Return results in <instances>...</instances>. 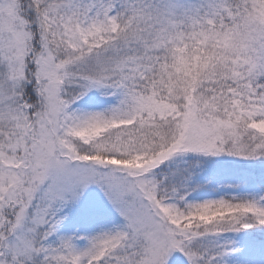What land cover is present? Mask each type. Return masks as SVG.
<instances>
[{
	"label": "snow or ice",
	"instance_id": "snow-or-ice-1",
	"mask_svg": "<svg viewBox=\"0 0 264 264\" xmlns=\"http://www.w3.org/2000/svg\"><path fill=\"white\" fill-rule=\"evenodd\" d=\"M0 264H264V0H0Z\"/></svg>",
	"mask_w": 264,
	"mask_h": 264
}]
</instances>
